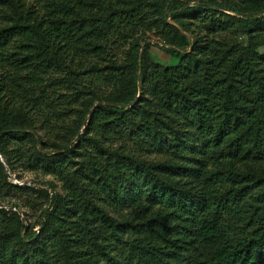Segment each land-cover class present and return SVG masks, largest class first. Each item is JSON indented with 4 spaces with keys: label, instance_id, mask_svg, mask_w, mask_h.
I'll list each match as a JSON object with an SVG mask.
<instances>
[{
    "label": "trees",
    "instance_id": "1",
    "mask_svg": "<svg viewBox=\"0 0 264 264\" xmlns=\"http://www.w3.org/2000/svg\"><path fill=\"white\" fill-rule=\"evenodd\" d=\"M0 155V264H264V0H0Z\"/></svg>",
    "mask_w": 264,
    "mask_h": 264
},
{
    "label": "rangeland",
    "instance_id": "2",
    "mask_svg": "<svg viewBox=\"0 0 264 264\" xmlns=\"http://www.w3.org/2000/svg\"><path fill=\"white\" fill-rule=\"evenodd\" d=\"M221 2L217 3V5H220ZM223 5V4H222ZM189 7H195L196 4L195 2H191L189 5ZM150 41L148 43H150L151 48L149 50V56H151V59L156 62V63H161L165 66H174L178 63V60L173 58L172 56H170V54H168L166 52V48H168V46L164 45L160 40H158L155 37H150ZM143 53V51H141V54ZM83 130L80 132V134H82ZM76 140V138H75ZM0 161H2V163H6V160L2 157V155H0ZM13 163H15L16 165H18V160H14ZM7 167V164H6ZM11 174H12V180L13 182H15V175L18 177H21L23 182H27L29 184L31 183H36L38 186L41 187H45V185L47 183H52L55 187L56 190L60 193H63V184L61 182H59L57 179H55V177L52 176H44L42 173L39 172H30V171H23L21 168H16V170H13L12 168ZM46 188V187H45Z\"/></svg>",
    "mask_w": 264,
    "mask_h": 264
},
{
    "label": "built area",
    "instance_id": "3",
    "mask_svg": "<svg viewBox=\"0 0 264 264\" xmlns=\"http://www.w3.org/2000/svg\"><path fill=\"white\" fill-rule=\"evenodd\" d=\"M15 183H17V184H22V183H20L17 179H15Z\"/></svg>",
    "mask_w": 264,
    "mask_h": 264
}]
</instances>
